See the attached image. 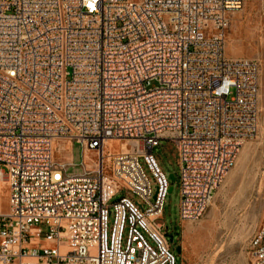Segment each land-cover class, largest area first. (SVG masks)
<instances>
[{
	"label": "built area",
	"instance_id": "2783aa9c",
	"mask_svg": "<svg viewBox=\"0 0 264 264\" xmlns=\"http://www.w3.org/2000/svg\"><path fill=\"white\" fill-rule=\"evenodd\" d=\"M247 1L0 0V264H176L151 151L174 144L178 220H199L258 129L259 65L224 54Z\"/></svg>",
	"mask_w": 264,
	"mask_h": 264
},
{
	"label": "rangeland",
	"instance_id": "374dc122",
	"mask_svg": "<svg viewBox=\"0 0 264 264\" xmlns=\"http://www.w3.org/2000/svg\"><path fill=\"white\" fill-rule=\"evenodd\" d=\"M224 54L228 58L253 59L259 65L258 129L243 142L234 166L214 191L203 216L191 223L180 224L178 220V153L174 144L161 140L152 149L158 167L168 179L170 175L174 177L158 222L167 227L164 231L171 240L168 237L166 240L176 264H250L248 242L264 215V0H248L240 10L230 15ZM111 146L113 149L119 147L116 143ZM68 155L77 165L81 159L80 145L73 143L70 151H56L55 158L67 159ZM139 164L154 192L153 179L142 159H139ZM79 171L78 166L71 167L67 174ZM130 197L138 199L133 195ZM0 208L3 211L7 209L3 194L0 196Z\"/></svg>",
	"mask_w": 264,
	"mask_h": 264
},
{
	"label": "bare ground",
	"instance_id": "6f19581e",
	"mask_svg": "<svg viewBox=\"0 0 264 264\" xmlns=\"http://www.w3.org/2000/svg\"><path fill=\"white\" fill-rule=\"evenodd\" d=\"M263 106H264V103H263ZM264 110V109H263ZM110 144H112V143H110ZM127 143H122L121 144V148L123 149V150H125L126 148H127ZM59 149L60 150H66V151H68L69 149H70V147H69V144L68 143H64V144H60L59 145ZM244 151V150H243ZM66 157H68L69 158V155L68 156H66ZM1 190H0V194H1ZM189 232V231H188ZM188 235V234H187ZM191 235V234H190Z\"/></svg>",
	"mask_w": 264,
	"mask_h": 264
},
{
	"label": "water",
	"instance_id": "95a60500",
	"mask_svg": "<svg viewBox=\"0 0 264 264\" xmlns=\"http://www.w3.org/2000/svg\"><path fill=\"white\" fill-rule=\"evenodd\" d=\"M169 180L170 181H174V177L172 175H170L169 176ZM170 191H171V189H169L168 192H170ZM165 237H168L171 240V237L167 236V234L165 235ZM176 252L179 253V248L178 247H176Z\"/></svg>",
	"mask_w": 264,
	"mask_h": 264
}]
</instances>
